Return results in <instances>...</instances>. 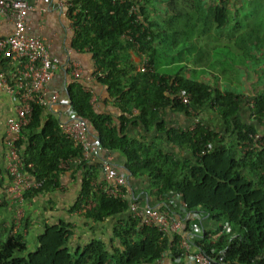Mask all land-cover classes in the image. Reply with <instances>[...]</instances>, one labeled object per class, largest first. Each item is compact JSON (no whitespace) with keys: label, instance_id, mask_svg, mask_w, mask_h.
<instances>
[{"label":"trees","instance_id":"trees-1","mask_svg":"<svg viewBox=\"0 0 264 264\" xmlns=\"http://www.w3.org/2000/svg\"><path fill=\"white\" fill-rule=\"evenodd\" d=\"M68 1L71 6L67 9L74 24L71 46L88 48L98 70L97 83L106 87L107 94L115 100L114 104L123 115L118 118V133L110 117L95 112L90 103L91 95L82 90L78 78L69 76L64 90L73 114L85 121L103 148L123 155L124 169L129 174L146 177L147 194L154 197L158 205H164L159 209L176 212L165 198L172 192L177 194L187 212L205 216L211 227L187 238L194 250L212 264H264V134L256 128V125H264V82L259 83L251 96L241 95L238 89L220 91L216 86L177 74L167 78L158 75L153 71L151 57H146L150 71L126 74L122 66L132 65L117 56L118 50L133 46L145 51L153 39L144 2L141 0L138 4L139 22L134 24L126 16L125 3ZM191 7L192 13L184 8L174 10L171 19L182 18L187 28L195 14V19L204 23L211 18L216 28H222L227 27V20L234 18V23L227 28L236 34L234 45L239 50L241 62H250L246 50H264V0H251L237 10L235 16L230 15L223 1L207 9L202 17L198 14L197 3H191ZM259 76L262 74H257ZM180 93L187 95L186 103L180 101ZM166 104L172 111L184 115H188V109L207 105L218 114L222 129L212 131L198 121L191 129L164 130L167 141L190 151V160L164 153L154 144L128 142L122 135L123 121H137L147 131L151 119L157 115L156 108ZM133 108L137 110L136 115H130ZM42 112L43 108L33 106L30 121L22 129L28 134L20 150L22 161L31 163L32 175L42 180V185L32 191L51 184L52 172L59 169L61 160L82 156L79 147L58 132V121L50 116L42 118ZM243 117H249V122L243 121ZM155 125L163 130L161 123ZM35 129L38 133H34ZM232 136L228 143L224 141ZM21 143L23 141L18 139L16 145L21 147ZM94 165L98 168L94 161L87 168L84 163L75 166L78 170L84 169L76 205L81 203L83 216L95 222L126 213L112 229L111 239L118 245L107 246L101 240L91 239L70 249L66 241L71 226L59 222L45 226L37 238V247L25 255H22L24 245L19 232L8 235L0 242V264H160L157 260L164 252H167L169 264H183L181 260L180 263L174 261L184 256L178 248V234L163 236L155 226H138L128 214L129 199L125 195L113 198L100 188L94 190L95 198H88ZM248 169L257 174L252 177ZM183 224V229L188 230V221L184 220ZM225 226L228 227L226 232ZM215 233L221 235L214 238Z\"/></svg>","mask_w":264,"mask_h":264},{"label":"crops","instance_id":"crops-1","mask_svg":"<svg viewBox=\"0 0 264 264\" xmlns=\"http://www.w3.org/2000/svg\"><path fill=\"white\" fill-rule=\"evenodd\" d=\"M60 0H27L30 9L25 16V34L40 37L48 44V52L58 60V69L53 77L46 84L47 93L58 92L64 95V86L69 80L67 65L74 62L79 70L78 81L84 91L90 93V103L95 112L100 116L111 118V124L119 133L120 123L118 118L123 114L114 104V99L107 94L106 87L97 83L96 74L98 70L94 66L91 53L86 46L82 48L71 46L74 37V24L67 7L58 6ZM224 2L230 15L235 16L237 10L246 6L251 0H196L190 1L188 5L182 6L162 4L157 9L144 7L149 27L153 30V39L147 50L143 51L137 47H123L118 50L117 56L124 58L131 63V67L122 66L126 74L136 71L137 65L143 57L153 59V71L163 77L179 75L187 79H193L209 86H216L220 91L226 89H238L243 96H251L252 83H257L256 76L251 70L248 60L241 62L239 50L234 45L236 34L227 28L234 23V18L227 20V27L216 28L214 21L209 18L204 23L193 18L184 25L182 18L171 19L172 12L177 9L193 12L191 3L199 5V16L205 14L210 7ZM11 22L0 16V36L5 37L11 33ZM123 36L120 42L123 44ZM247 58L251 59L250 50H246ZM263 54L264 50H258ZM240 60V61H238ZM243 63V64H242ZM2 71H11L12 64L6 60L0 61ZM245 75L243 79L236 80L237 75ZM250 75L251 78H248ZM71 77V76H70ZM244 86L246 88L245 93ZM244 93V94H243ZM15 103L4 92L0 91V242L14 234L16 231L21 236L24 245L22 255L33 251L38 244V236L43 232L45 226L58 224L59 222L70 224L71 234L66 241V246L70 249L80 247L91 239H98L107 246H116L118 242L112 240V229L119 224L126 213L113 214L101 222L92 221L83 216L84 207L80 203L76 205L80 198L83 185L82 173L76 168L68 170L58 169L52 172V182L37 191H26L23 194L21 203L15 202L7 191L9 178L4 165L5 119L14 117ZM68 105L54 103L48 108H44L42 118L50 116L58 122L64 121L65 117L61 113ZM137 110L132 109L130 115H136ZM156 116L151 119L149 129L146 131L137 121L122 122L123 134L127 141L139 142L141 145L154 144L162 149L164 153L174 155L180 160H190L191 154L186 147H177L167 141L168 136L164 130H186L191 129L194 122H200L204 127L212 131L219 132L222 129L221 119L218 114L207 105L205 108L196 110L188 109V115L182 112L172 111L168 104L156 108ZM130 115H125L127 118ZM245 122H249L243 119ZM131 122V123H130ZM161 123L163 130L156 128L155 123ZM111 126V125H109ZM260 132H264V125H256ZM88 136L96 138L90 128H87ZM38 133V129L34 130ZM27 132L21 131L19 139L20 150L23 149L27 138ZM233 139H224L226 143ZM223 141V142H224ZM111 164L116 172L126 179V198L129 201L148 205L150 207H164L154 201V197L147 194L145 186L146 177L132 176L124 169V157L120 152L110 151ZM95 166V165H94ZM92 178L89 181L90 193L88 198H95L94 190L103 189L109 184L101 174L97 166L93 169ZM165 198L169 201L174 210L179 203L175 193H168ZM19 209V221H15V213ZM188 221L198 224L204 229L211 227L209 221L202 214L196 213ZM184 226V224H183ZM194 249V248H192ZM160 264H169L167 252H164L157 260ZM191 264V263H189Z\"/></svg>","mask_w":264,"mask_h":264},{"label":"built area","instance_id":"built-area-1","mask_svg":"<svg viewBox=\"0 0 264 264\" xmlns=\"http://www.w3.org/2000/svg\"><path fill=\"white\" fill-rule=\"evenodd\" d=\"M47 2L48 0H44ZM126 4V16L130 23H138V4L141 0H111ZM58 6H71L68 0H60ZM30 5L27 0H0V16L6 17L12 25L8 36H0V61L6 60L12 64L11 71L0 68V91L4 92L15 103L14 117L5 119L4 165L9 178L7 187L12 199L21 203L26 191L37 189L42 180L32 175L31 163H24L20 149L16 145L19 134L29 123L33 106L48 108L54 103L68 105L66 93L60 96L58 92L47 93L46 84L58 69V60L48 52L47 42L35 36L25 34V16ZM130 39L129 37H127ZM151 66L146 57H143L136 67V71H150ZM67 71L72 78L79 76V70L74 62H69ZM182 103L187 102V95H178ZM65 120L58 122V132L66 139L71 140L79 147L81 157H68L58 163V168L68 170L77 164L84 163L86 168L92 161L97 162L98 168L109 184L103 188L105 194L113 198H121L126 194V179L118 174L111 164L110 151L103 148L97 138H90L87 126L83 119L76 117L69 106L61 112ZM193 127V126H192ZM255 138H258L256 135ZM80 171L84 170L82 167ZM128 214L138 226H155L163 236L178 234V248L183 252V258L174 261L183 264H212L199 251L192 249L188 242L190 234L200 235L204 228L188 221L196 214L187 212L181 203H178L176 212L143 205L129 201ZM20 211L15 213L18 222ZM184 220L188 221V230L183 229ZM228 227L225 226V232Z\"/></svg>","mask_w":264,"mask_h":264},{"label":"rangeland","instance_id":"rangeland-1","mask_svg":"<svg viewBox=\"0 0 264 264\" xmlns=\"http://www.w3.org/2000/svg\"><path fill=\"white\" fill-rule=\"evenodd\" d=\"M191 0H142V2H144V5L146 6V7H150V8H154V9H157L159 6H161L162 4H167V3H175V4H179V5H182V6H186V5H188L189 4V2H190ZM253 23L251 22V25H252ZM251 53H250V55H251V59H250V64H251V70H249V72L250 71H252L253 72V74L257 77V74H262V76H259V77H257L256 78V81H257V83H252L251 84V88L253 89V90H255L256 88H257V86L259 85V83L260 84H262L263 82H264V53L263 54H259L258 53V50L257 49H254V48H252L251 49ZM245 63H246V61H245ZM237 78H236V80H242L243 78L242 77H244V79H245V75H237L236 76ZM248 78H251L250 77V75L248 76ZM244 88H245V86H244ZM245 90H246V88L244 89V91L243 92H245ZM245 93H248V92H245ZM244 94V93H243ZM245 120H247L248 118H246V117H243ZM263 134H264V132H262ZM261 133V134H262ZM252 177L254 176V174H257V173H255L254 171H252V170H250V169H248V170H246ZM221 235V233H218V234H214L212 237H214V238H216L217 237V235ZM224 237V236H223ZM225 238V237H224Z\"/></svg>","mask_w":264,"mask_h":264}]
</instances>
